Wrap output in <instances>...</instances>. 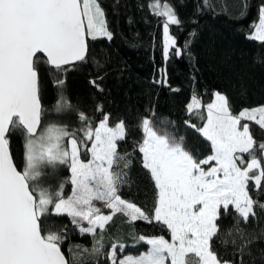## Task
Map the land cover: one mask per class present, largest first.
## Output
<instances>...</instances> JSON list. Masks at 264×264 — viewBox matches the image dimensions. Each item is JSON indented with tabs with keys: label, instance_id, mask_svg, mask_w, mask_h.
I'll list each match as a JSON object with an SVG mask.
<instances>
[{
	"label": "snow or ice",
	"instance_id": "6c2138e0",
	"mask_svg": "<svg viewBox=\"0 0 264 264\" xmlns=\"http://www.w3.org/2000/svg\"><path fill=\"white\" fill-rule=\"evenodd\" d=\"M149 8L165 17L164 58L173 48L181 55L170 35V26L180 23L174 8L167 0H152ZM251 27L254 31L247 38L264 43V3ZM98 38L113 39L99 0H0V264H90L102 254L106 225L117 214L128 222H160L170 230L171 241L163 235H139L135 239L146 243L147 250L122 258L117 252H123L125 245L114 242L107 253L110 264H233L212 245L220 235L217 221L222 210L226 216L230 206L237 217L228 234L236 232L244 240L239 248L243 264L246 250L259 237L248 238L240 221L247 225L250 217L255 218L254 207L264 211V203L250 194V183L260 190L264 182V142L258 143L249 123L241 121H254L264 129V106L233 114L227 97L215 93V101L206 106V122L197 129L211 143L212 153L203 159L184 145L182 137L162 134L144 118L140 125L144 138L137 147L157 189L154 214H150L118 194L128 183L126 170L131 165L128 154L118 152L117 142L127 132L123 120L110 126L109 116L104 114L94 125L79 112L82 137L57 122L42 125L37 54H45L47 63L60 72L62 66L85 61L89 39ZM53 83L60 89L53 110L71 109L63 92L65 81ZM91 83L103 91L95 80ZM200 107V98L194 94L187 108L191 113ZM17 129L25 139L22 170L9 152V139ZM82 150L90 154L89 159L81 158ZM213 161L214 166L203 167ZM41 165H66L70 177L55 191L42 187L37 183ZM67 183L72 191L65 197ZM95 202L110 210L108 214ZM50 214H66L81 235L90 234L91 249L75 245L66 257L61 249L65 235L44 226ZM247 254L251 259V252Z\"/></svg>",
	"mask_w": 264,
	"mask_h": 264
},
{
	"label": "trees",
	"instance_id": "16d2710c",
	"mask_svg": "<svg viewBox=\"0 0 264 264\" xmlns=\"http://www.w3.org/2000/svg\"><path fill=\"white\" fill-rule=\"evenodd\" d=\"M99 2L105 11L108 29L113 33L111 41L106 38L89 39L85 61L64 66L60 72L50 66L42 54L37 55L40 61V99L44 110L42 125L57 122L82 137L79 112L89 117L94 125L104 114L109 116L110 126L123 120L127 132L126 138L117 142L118 152L128 154L131 165L126 170L128 183L119 188L118 194L154 214L157 189L149 171L143 167L142 154L137 147L144 138L141 121L148 118L161 132L182 137L184 145L203 159L212 153V149L211 143L197 131L204 123L199 116L201 110L190 113L187 108L194 94L204 106L212 102L216 92L224 94L233 114L264 105V43L247 38L254 31L251 26L257 22L258 8L264 0H208L207 4L205 0H167L180 20L179 24L170 26V34L176 40V47L181 49L179 56L175 54V48L171 49L167 59L163 55L164 17L155 15L149 8L152 0ZM241 12L246 14L241 16ZM54 80L65 81L63 92L73 105L71 109L59 113L53 110L60 91L54 86ZM94 80L103 91L93 86L91 81ZM165 80L166 83L163 82ZM98 106L102 109L98 110ZM249 126L254 139L258 143L264 142V129L254 121H249ZM24 144L23 131L14 130L9 147L19 170H22ZM81 158L87 160L90 154L82 150ZM40 172L37 183L53 191L70 177L66 165H43ZM71 191L72 185L65 184L64 196L70 195ZM250 194L264 203V182L260 190L250 183ZM95 203L108 214L110 210L104 208L101 202ZM254 211L255 218L250 217L247 225L241 219L239 225L248 238L259 237L246 250L243 264H252L253 260L255 264H264V259H261L264 211L257 207ZM236 217L231 206L226 216L222 210L221 219L217 221L220 235L212 245L224 259L241 264L239 248L244 240L236 232L228 234V230L236 224ZM44 226L65 235L61 249L66 257L75 245L88 249L92 247V236L81 235L66 214L48 215ZM83 226H88L86 221ZM104 235L103 252L90 264H110L107 253L114 242L125 245L123 252H117L118 258H122L147 250L146 243L135 239L139 235L171 238L170 230L160 222H128L122 214L115 215L113 221L106 225ZM248 251L251 252V259Z\"/></svg>",
	"mask_w": 264,
	"mask_h": 264
},
{
	"label": "rangeland",
	"instance_id": "374dc122",
	"mask_svg": "<svg viewBox=\"0 0 264 264\" xmlns=\"http://www.w3.org/2000/svg\"><path fill=\"white\" fill-rule=\"evenodd\" d=\"M152 3V2H151ZM164 20H165V17H164ZM171 35V34H170ZM172 36V35H171ZM217 93V92H216ZM222 94V93H221ZM224 95V94H223ZM201 101V100H200ZM215 101V94H214V98H213V100H212V102H214ZM191 102V101H190ZM212 102H210V103H212ZM209 104V103H208ZM206 106H207V104L204 106L203 105V103L201 102V107L199 108V109H194L193 111H198V110H201V112H200V114H199V116L204 120V123L206 122V117H207V108H206ZM260 106H264V105H260ZM255 107H258V106H254V107H250V108H246V109H251V108H255ZM244 121V122H243ZM204 123L199 127V128H202L203 127V125H204ZM243 123H249V121H247V120H242L241 121V124H243ZM157 131H159L160 133H162V134H167V133H164V132H161L160 130H158V129H156ZM167 135H170V134H167ZM172 136V135H171ZM177 138V137H176ZM177 139H179V138H177ZM65 143H67V141H65ZM68 147H69V149H70V145H68ZM244 158H245V160H247L248 158L246 157V154H244ZM215 165V162L213 161V162H211V165H204L203 167H205V169H207L208 167H210V166H214ZM41 166H43V165H41ZM41 168V167H40ZM169 241H171V238L170 239H168ZM189 255H193L194 256V254H189ZM127 256V255H126ZM133 256H135V255H133ZM167 264H170V261H168L167 262Z\"/></svg>",
	"mask_w": 264,
	"mask_h": 264
},
{
	"label": "water",
	"instance_id": "95a60500",
	"mask_svg": "<svg viewBox=\"0 0 264 264\" xmlns=\"http://www.w3.org/2000/svg\"><path fill=\"white\" fill-rule=\"evenodd\" d=\"M38 54H42L46 59H47V57H46V55L45 54H43V53H38ZM37 54V55H38ZM77 63V62H76ZM75 64V63H74ZM65 66H68V65H65ZM62 67H64V66H62ZM42 105V104H41ZM9 152L11 153V151H10V147H9ZM13 163L15 164V162H14V160H13ZM19 170V169H18Z\"/></svg>",
	"mask_w": 264,
	"mask_h": 264
}]
</instances>
